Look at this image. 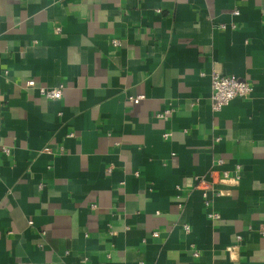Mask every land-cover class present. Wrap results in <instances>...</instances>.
Listing matches in <instances>:
<instances>
[{"label":"crops","instance_id":"1","mask_svg":"<svg viewBox=\"0 0 264 264\" xmlns=\"http://www.w3.org/2000/svg\"><path fill=\"white\" fill-rule=\"evenodd\" d=\"M0 264H264V0H0Z\"/></svg>","mask_w":264,"mask_h":264},{"label":"built area","instance_id":"2","mask_svg":"<svg viewBox=\"0 0 264 264\" xmlns=\"http://www.w3.org/2000/svg\"><path fill=\"white\" fill-rule=\"evenodd\" d=\"M235 14H237V11H234ZM114 43L117 45L118 41H114ZM210 84H211V107L213 111L217 112L220 111L224 106H226L233 98L240 96L245 97L250 95L252 91V84L244 79H238L233 76L224 75L217 71H212L210 73ZM27 86H34V80L29 79L26 81ZM62 89L63 85L60 84L53 88H45V87H38L39 93L43 95L44 97L51 98V99H59L62 95ZM141 96L131 97L130 100L133 102H138ZM169 112L168 110H165L164 113L158 114V116H164L166 113ZM169 136V133L166 132L163 134L164 138H167ZM2 151L5 154L9 153V148L2 146ZM223 161L221 159H217L215 161L216 166H221ZM110 169V167L108 168ZM238 170V167H236V172ZM221 181L225 180H232L234 182L238 181L239 175L236 173L235 175L231 176L229 173L225 170L221 171L220 176ZM206 184L204 180H200L198 183V187L201 184ZM206 187L202 188V195L204 197L205 204L209 203V200L207 198V191L205 189ZM219 194V193H218ZM208 216L212 219L219 218V213L213 212L209 213ZM185 230H189V226H184ZM153 235H157V233H153ZM237 238H240V236H237ZM194 256L197 255V253L193 254Z\"/></svg>","mask_w":264,"mask_h":264}]
</instances>
